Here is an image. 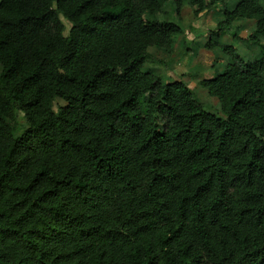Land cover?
I'll return each mask as SVG.
<instances>
[{
    "label": "trees",
    "instance_id": "16d2710c",
    "mask_svg": "<svg viewBox=\"0 0 264 264\" xmlns=\"http://www.w3.org/2000/svg\"><path fill=\"white\" fill-rule=\"evenodd\" d=\"M162 1L0 0V264H264V0H173L221 9L215 114L142 69Z\"/></svg>",
    "mask_w": 264,
    "mask_h": 264
},
{
    "label": "rangeland",
    "instance_id": "374dc122",
    "mask_svg": "<svg viewBox=\"0 0 264 264\" xmlns=\"http://www.w3.org/2000/svg\"><path fill=\"white\" fill-rule=\"evenodd\" d=\"M161 6V12L149 18L158 23L169 20L179 25L184 30V34L175 39L170 54L162 50H148L149 55L153 59L161 61L163 65L144 64L142 69L159 76L163 83L172 82L173 80L184 81L186 86L188 84L189 88L192 89L196 99L202 103L205 110L209 113H218V109H216L217 100L209 97L206 90L198 85V81L200 79H212L230 61L218 50L208 51L204 48V44L209 38V32L222 18L221 9L217 10L220 7H212L210 10L194 16V9L186 4H182L180 10L176 12L173 0L162 1ZM64 26L63 35L67 36V30L71 25L64 20ZM252 30V21L238 23L225 31L221 42H225V44L230 42L232 32L240 38H247ZM236 53L244 62L254 61L260 57L258 49L249 43L243 47H238ZM183 77L186 80L182 79ZM63 105L61 100L56 99L52 103V110L57 112L58 108ZM17 123L21 127L25 126L23 116L19 112H17Z\"/></svg>",
    "mask_w": 264,
    "mask_h": 264
},
{
    "label": "crops",
    "instance_id": "0c3cea01",
    "mask_svg": "<svg viewBox=\"0 0 264 264\" xmlns=\"http://www.w3.org/2000/svg\"><path fill=\"white\" fill-rule=\"evenodd\" d=\"M217 10H220V8H218ZM183 31V34H184V30H182ZM182 79H185L184 77L182 78ZM186 80V79H185ZM188 80V79H187ZM174 81V80H173ZM176 81H178V80H176ZM187 86H188V88H189V85L187 84ZM190 90H192L191 88H189Z\"/></svg>",
    "mask_w": 264,
    "mask_h": 264
}]
</instances>
